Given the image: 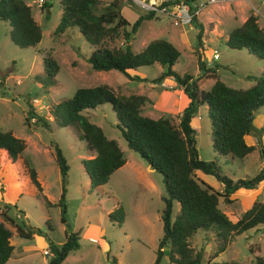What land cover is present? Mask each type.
<instances>
[{"label": "rangeland", "instance_id": "obj_1", "mask_svg": "<svg viewBox=\"0 0 264 264\" xmlns=\"http://www.w3.org/2000/svg\"><path fill=\"white\" fill-rule=\"evenodd\" d=\"M111 1L99 0L97 9ZM117 1L120 14L129 23L143 14L126 0ZM24 2L30 7L32 19L41 29V39L35 48H19L8 38V25L0 21V130L11 132L14 137L23 140V154L36 172L42 195L51 205L45 206L41 199L34 197L25 183L21 185L23 192L17 195L19 186L14 175L8 167L0 165V186L4 188H0V222L13 234L9 239L13 249L5 264H47L49 254L43 248L44 243L60 245L65 239V232L70 231L78 232V249L69 253L62 264H113V258L115 264H152L162 236L159 216L163 207L161 198L165 193L161 176L126 147L114 126L116 118L113 111L108 104H103L84 113L105 137L117 142L126 162L110 174L104 185L90 186L82 162L93 154L86 149L74 128L55 124L51 111L55 104L69 99L77 88L105 84L117 95L136 94L146 98L142 115L152 119L167 118L176 123L187 99L169 77L161 85L151 82L162 71L156 63L127 71L129 76L146 79L141 82L129 80L114 70H92L86 58L93 47L76 28L53 34L60 16L57 2L50 1L48 9L37 6L34 0ZM200 2L205 1L198 0ZM253 12L257 15L258 26L264 29L262 0H228L206 4L196 13V23L202 28L201 44L206 67L216 66L217 79L231 88L249 87L252 79L261 71L258 58L245 50L230 49L224 43L227 33ZM189 20L175 18L170 13H154L152 19L142 21L130 41V47L132 52H138L153 39L168 41L179 52L172 69L179 75L186 73L197 77L198 88L206 91L213 82V76L207 73L201 75L197 70L193 52L196 29ZM105 44L108 47H121V36L107 40ZM49 49L58 71L50 85H43L41 57ZM212 50L218 55L216 60L211 59ZM26 102L30 103L36 115L47 121V128L35 125V119L27 116ZM26 116L29 126L23 123ZM190 124L195 131V148L199 159L212 160L215 156L211 148L206 107L198 109ZM251 124L256 129L260 126L264 131V108L256 111ZM249 137L245 141L253 145L252 152L242 159L227 157L217 160L222 171L233 180L251 178L264 168V149L260 151L262 146H258L254 135ZM261 142L264 145L262 134ZM54 144L59 147L68 167L64 185L65 224L60 222L59 206L56 204L61 184L54 161ZM195 175L212 190L221 191V186L213 178L197 172ZM229 199L231 201L226 203L219 198L217 208L229 221L235 222L254 200L264 204V180L256 189H240ZM117 207L123 211L120 226L110 222L107 217ZM177 210L178 205L174 203L171 217ZM20 221L41 234H35L31 240L18 238L14 230L15 224ZM188 244L194 252L200 251V264L231 260L249 264L257 256L264 257V226L258 225L242 234L228 236L224 248L215 257L213 254L221 241L212 230L197 231L189 237ZM158 264H167L166 258H161Z\"/></svg>", "mask_w": 264, "mask_h": 264}, {"label": "trees", "instance_id": "obj_2", "mask_svg": "<svg viewBox=\"0 0 264 264\" xmlns=\"http://www.w3.org/2000/svg\"><path fill=\"white\" fill-rule=\"evenodd\" d=\"M47 0L42 7L49 8ZM60 11L59 21L53 34L63 33L67 28H76L83 39L93 47L86 62L94 71H117L129 80L145 81V78L129 76L127 71L138 67L158 64L162 71L151 80L154 84H162L165 78H171L187 99L186 106L178 115L176 123L167 118L152 119L142 115L141 109L146 98L141 95H117L105 84L93 87H79L72 96L54 105L51 115L59 127L74 128L78 138L84 141L86 149L93 154L83 160L90 186L104 185L110 174L125 163V158L118 144L113 139L105 137L101 129L89 121L85 111L94 110L103 104H108L113 111L116 123L126 147L136 153L151 170L161 176L165 196L161 198L163 207L160 212L162 236L155 249L152 264H158L161 258H166L167 264H200V251L194 252L188 244V239L197 231L212 230L221 245L216 254L225 246L228 236L239 235L258 225L264 226V204L254 200L251 205L235 221L231 222L217 208L218 199L226 203L229 197L240 189L254 190L264 180V168L248 179L233 180L226 175L217 160L232 157L242 159L254 150L247 145L245 136L256 134L249 125L259 108H264V29L257 24L254 15H248L237 27L231 29L224 43L233 50H245L248 54L261 61V71L252 79L247 88H231L216 77V66L206 67V60L201 44L202 28L196 23L195 8L198 0H173L187 6L190 22L196 29L195 54L196 67L199 74H209L213 82L206 90H200L197 77L190 74L179 75L172 66L179 56L177 49L168 41L153 39L138 52H132L130 41L140 27L142 21L150 20L154 12H144L129 23L120 14V5L112 0L103 8L97 9L99 0H55ZM142 11V10H141ZM0 21L9 27L8 38L19 48H35L41 39V29L34 22L31 9L24 0H0ZM121 36V47H108L105 42ZM43 80L41 84L50 85L58 71V65L51 54V49L41 57ZM27 116L34 118V124L48 127L47 121L34 113L29 102ZM200 107H206V116L210 127L211 148L214 158L209 161L199 159L195 148V131L191 127V119ZM24 117L23 123L29 126V118ZM264 135L262 128H259ZM263 152L261 140L257 142ZM23 140L14 137L11 132L0 130V165L10 169L18 184V194L23 190L22 184H27L32 195L42 200L45 206L51 204L42 195V188L37 180L36 172L24 156ZM54 161L60 175L61 192L57 205L59 206L60 222L65 224L64 185L68 170L66 161L57 145H53ZM213 178L221 186L216 192L196 178L195 173ZM1 190L3 186H0ZM4 189V188H3ZM26 190V189H25ZM2 198H0L1 202ZM174 203L178 205L173 214ZM110 222L120 226L123 222V211L117 207L108 214ZM12 221V219H7ZM15 234L18 238L31 240L40 235L39 230L26 225L23 221L15 224ZM11 231L0 222V264L8 260L12 245L9 239ZM64 241L60 245L47 242L49 257L47 264H62L66 256L78 249V232H65ZM115 264V259H112ZM205 262L204 264H207ZM213 264H240L236 261ZM249 264H264V257H255Z\"/></svg>", "mask_w": 264, "mask_h": 264}, {"label": "built area", "instance_id": "obj_3", "mask_svg": "<svg viewBox=\"0 0 264 264\" xmlns=\"http://www.w3.org/2000/svg\"><path fill=\"white\" fill-rule=\"evenodd\" d=\"M47 0H34L37 6H42ZM129 4L136 6L138 9L144 12H154L160 14L170 13L175 18H181L185 21L190 19V16L187 12V6L182 3H175L173 0H126ZM205 2H200L195 8V14L198 13L206 4L212 5L218 2H226L228 0H204ZM264 2V0H262ZM189 16V17H188ZM174 24H177L174 21ZM218 55L215 50L211 52V59L216 60ZM46 252L48 253L47 246L45 247ZM49 254V253H48Z\"/></svg>", "mask_w": 264, "mask_h": 264}, {"label": "water", "instance_id": "obj_4", "mask_svg": "<svg viewBox=\"0 0 264 264\" xmlns=\"http://www.w3.org/2000/svg\"><path fill=\"white\" fill-rule=\"evenodd\" d=\"M249 128L252 132H254V134H256L258 140L260 141L261 140V130L259 129H256L255 127L252 126V124L249 125Z\"/></svg>", "mask_w": 264, "mask_h": 264}, {"label": "crops", "instance_id": "obj_5", "mask_svg": "<svg viewBox=\"0 0 264 264\" xmlns=\"http://www.w3.org/2000/svg\"><path fill=\"white\" fill-rule=\"evenodd\" d=\"M252 15H254L255 17H256V19H257V15H256V13H252ZM198 16V15H197ZM258 20V19H257ZM244 20L242 19L241 21H240V24L243 22ZM225 39H226V37L224 38V41H225ZM254 119V118H253ZM192 127V126H191ZM259 128H261L260 126H259ZM246 137L248 138L249 136H245L244 137V141H245V139H246ZM250 139H251V137H249ZM245 143H246V141H245ZM248 145V144H247ZM250 146H253V145H250ZM125 162H126V160H125ZM123 166V165H122ZM40 186H41V184H40ZM12 245V244H11ZM13 246V245H12ZM45 247H46V245H45V243H44V245H43V248L45 249ZM12 249H13V247H12ZM65 260V259H64ZM63 260V261H64Z\"/></svg>", "mask_w": 264, "mask_h": 264}]
</instances>
